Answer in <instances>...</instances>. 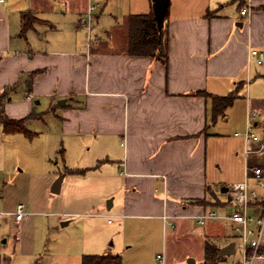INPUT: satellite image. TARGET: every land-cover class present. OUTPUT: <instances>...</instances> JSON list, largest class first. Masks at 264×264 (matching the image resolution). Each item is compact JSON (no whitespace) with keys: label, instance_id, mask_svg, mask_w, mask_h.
<instances>
[{"label":"crops","instance_id":"obj_1","mask_svg":"<svg viewBox=\"0 0 264 264\" xmlns=\"http://www.w3.org/2000/svg\"><path fill=\"white\" fill-rule=\"evenodd\" d=\"M98 1L95 9H105L108 26L83 49L69 38L50 43L35 29L36 22L29 28L32 33L21 34L16 14L34 9L21 10L24 6L15 8L0 0V93L7 87L5 113L11 118L32 115L25 125L51 114L65 137L60 150L92 157L82 160L86 164L81 168L64 166L57 172L62 178L59 191L68 175L89 174L103 183L89 186L87 193L113 183L104 192L110 199L97 210H108L101 213L117 219L116 240L99 237L89 223L95 231L87 236L79 264L83 254H122V264L129 255L138 259L150 228L158 231L159 240L151 252L153 263L169 236H194L204 264L205 241L218 248L233 242L235 249L237 236L225 218L198 222V217L231 211L229 183L242 180L246 166L264 169V0H244L242 6L239 0H169L163 21L164 60L128 54L123 41L116 44L110 36L126 15L150 11L153 0ZM242 7H248V16L240 14ZM250 49L262 54L261 63L248 61ZM234 91L232 105L212 120L210 99L198 92L223 96ZM246 131L257 138L246 139ZM216 198L226 204H214ZM196 199L208 204L193 202ZM11 212H0V222L6 226L10 216L15 229L0 232V254L8 257L1 264L15 259L18 264H48L35 240L29 248L17 234L28 225L24 219L29 214L16 222ZM71 213L55 215L62 219ZM164 213L173 226L164 225ZM69 223L70 219L60 221L61 226ZM140 235L144 237L137 246ZM234 249L218 254V261Z\"/></svg>","mask_w":264,"mask_h":264},{"label":"rangeland","instance_id":"obj_2","mask_svg":"<svg viewBox=\"0 0 264 264\" xmlns=\"http://www.w3.org/2000/svg\"><path fill=\"white\" fill-rule=\"evenodd\" d=\"M5 1L15 8L24 6L21 10L32 7L36 15H34L36 17L34 19L35 29L40 33L43 32L50 43L53 40L61 41L69 38L76 41L77 47L89 48L96 34H101L102 28L108 26L105 25L108 22L104 23L105 9L101 13L99 7L91 13L89 30L87 24L78 20L79 12L83 13L80 17L86 19L88 7L86 0ZM95 2L99 3L98 0H90V4H95ZM16 16L19 21L18 13ZM26 32L32 33L29 29L24 34ZM26 126L29 130L36 132L31 138L22 133L6 134L0 125V212L7 214L14 211L18 203H23L25 212L29 214L24 219L28 225L17 234L29 244V248L35 240L37 250L43 249L42 255L47 258L48 264H79L81 252L86 249L83 246L87 236L91 231H95L89 229V223L95 226L99 237H107L108 241L111 238L116 240L113 231L117 219L113 217L114 215L101 213L108 212V210H97L99 203L110 199V197H105L104 192L105 189H110L109 185L113 187L111 186L113 183L108 182L106 188H97L95 192L87 193L89 186L98 187L103 183L88 176L89 174L87 176L68 175L64 188L54 192L51 186L58 178L57 172H63L64 166L74 169L81 168L82 164H86V161L82 160H86L88 154L60 150L63 147L61 140L65 137L60 133L57 122L51 114L44 116L42 121L29 120ZM87 160H92V157ZM209 200L213 198L209 197ZM213 203L219 204V199L216 198ZM62 211L74 213H71L69 217L59 219L55 214ZM87 212H92V214H87ZM66 219H70V223L61 226L60 221ZM108 219L110 222H107ZM7 220L6 226L0 222V232L6 231L8 227L11 228L10 231H15L11 217L7 216ZM145 234L146 237L139 236L137 246L142 244V237L146 239L145 245L148 243L147 246L142 244L138 259L135 260L129 255L126 258L127 264H156L155 255L154 263L150 256L151 252L159 247L158 231L150 228ZM199 235L202 236L200 230ZM233 241L235 242L233 253L225 255L224 260L218 261V264H239L242 261L240 241L237 238ZM49 246L50 250H48ZM157 252L164 254V264H188L189 258L195 260L194 264H203L199 257V240L194 236L180 239L169 236L164 241V247L159 248ZM14 262L18 264L16 259L8 264ZM263 263L264 258H258L252 264Z\"/></svg>","mask_w":264,"mask_h":264},{"label":"trees","instance_id":"obj_3","mask_svg":"<svg viewBox=\"0 0 264 264\" xmlns=\"http://www.w3.org/2000/svg\"><path fill=\"white\" fill-rule=\"evenodd\" d=\"M244 0H239L238 5L242 6ZM167 10L164 13L166 17ZM36 17L31 10L22 11L20 14L21 34L31 28ZM110 32V36L114 42L123 41L128 54L147 55L155 59L164 60L167 57V42L164 39L163 25L158 26L153 7L147 13H137L126 15L122 24L114 27ZM116 32V35L114 34ZM7 87L0 93V125L2 131L6 134L22 133L31 138L36 132L30 131L25 121L32 115L23 118H11L4 110V102L7 98ZM210 99L211 118L215 120L222 115L224 111L232 105L236 98L235 91L227 95L219 96L205 92H198ZM193 202L208 204L206 199H196ZM219 204L226 202L219 201ZM217 245L205 241L203 249L204 264H217L219 260ZM8 262V257L0 254V264ZM35 264H39L36 262ZM80 264H122V256L120 254H83Z\"/></svg>","mask_w":264,"mask_h":264},{"label":"built area","instance_id":"obj_4","mask_svg":"<svg viewBox=\"0 0 264 264\" xmlns=\"http://www.w3.org/2000/svg\"><path fill=\"white\" fill-rule=\"evenodd\" d=\"M96 5L89 4L87 7L86 19L80 18L82 23L87 24L90 29L91 13ZM240 14L249 15L248 7H242ZM254 60L261 63L262 54L257 49H250L248 61ZM246 139H256L257 136L252 132L244 133ZM229 196L232 203L231 211L218 214L209 211L207 214L200 215L198 222H203L208 217L225 218L233 226V231L240 241L243 259L239 264H252L255 259L264 258V169L255 166L245 167V176L242 180L233 182L229 185ZM16 222L20 221L26 214L24 204L18 203L15 210L11 212ZM164 225L173 226L171 216L162 215ZM156 264H164V254L159 252L155 255Z\"/></svg>","mask_w":264,"mask_h":264},{"label":"water","instance_id":"obj_5","mask_svg":"<svg viewBox=\"0 0 264 264\" xmlns=\"http://www.w3.org/2000/svg\"><path fill=\"white\" fill-rule=\"evenodd\" d=\"M169 4V0H153V9L155 12L156 20L158 23V26L161 27L163 25L164 21V13L167 10ZM63 101H60V104H62ZM61 177H58L52 184L51 189L54 192H58L60 188V182H61ZM227 187H223L222 191H226ZM110 202V201H109ZM108 207V204H107ZM234 249V243L230 242L224 247L219 248L218 254L222 256L223 254L229 253ZM187 262H194V259H188Z\"/></svg>","mask_w":264,"mask_h":264}]
</instances>
